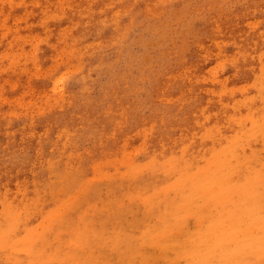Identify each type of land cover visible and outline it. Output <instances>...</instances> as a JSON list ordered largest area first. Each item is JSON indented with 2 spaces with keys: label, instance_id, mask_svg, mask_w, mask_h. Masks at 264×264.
Instances as JSON below:
<instances>
[{
  "label": "rangeland",
  "instance_id": "rangeland-1",
  "mask_svg": "<svg viewBox=\"0 0 264 264\" xmlns=\"http://www.w3.org/2000/svg\"><path fill=\"white\" fill-rule=\"evenodd\" d=\"M229 214L258 234L264 0H0V264H187Z\"/></svg>",
  "mask_w": 264,
  "mask_h": 264
},
{
  "label": "bare ground",
  "instance_id": "bare-ground-1",
  "mask_svg": "<svg viewBox=\"0 0 264 264\" xmlns=\"http://www.w3.org/2000/svg\"><path fill=\"white\" fill-rule=\"evenodd\" d=\"M232 103L227 105L231 107ZM235 143L229 141L227 145L233 146ZM234 147V146H233ZM216 152L212 154V157H215ZM215 178V177H213ZM204 180L197 186V191H203L207 188L210 176H206ZM218 179V178H216ZM229 187L231 185L227 183ZM171 211L167 214H170ZM249 216L238 217L234 214H229L226 216H219L215 218L218 223L217 226L213 227V230L210 232V236L207 238H203L201 233L198 230H193L188 235L192 236V234L197 232L196 242L195 244L191 243L190 247L186 244H181L177 242V246L182 245L181 256H185L187 258V264H253L252 260L255 257L264 256V214L259 216V218H255V225L258 227V234L251 238H246L243 244H238L236 241L238 240L237 232L240 229L242 224V220H247ZM167 220V219H166ZM165 226L164 218L161 220V225ZM31 231L27 232L29 236ZM193 234V235H194ZM28 236L26 238H28ZM152 237V236H150ZM148 236V238H150ZM154 241H158L159 237H154ZM192 240V237H190ZM153 241V242H154ZM193 242L195 240H192ZM212 242L220 243V250L218 253H215L211 248L210 244ZM233 242V243H232ZM230 243L233 244V247L230 248ZM156 244H162L161 241H158ZM90 243H87L83 248H92L89 246ZM164 244H162L163 246ZM252 257V258H250Z\"/></svg>",
  "mask_w": 264,
  "mask_h": 264
}]
</instances>
